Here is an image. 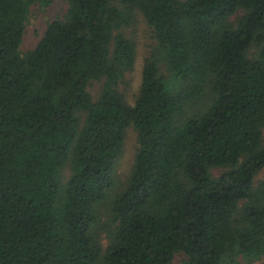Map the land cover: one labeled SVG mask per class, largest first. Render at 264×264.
Segmentation results:
<instances>
[{
	"label": "trees",
	"instance_id": "obj_1",
	"mask_svg": "<svg viewBox=\"0 0 264 264\" xmlns=\"http://www.w3.org/2000/svg\"><path fill=\"white\" fill-rule=\"evenodd\" d=\"M52 2L0 0V264H264V0H67L23 54Z\"/></svg>",
	"mask_w": 264,
	"mask_h": 264
},
{
	"label": "rangeland",
	"instance_id": "obj_2",
	"mask_svg": "<svg viewBox=\"0 0 264 264\" xmlns=\"http://www.w3.org/2000/svg\"><path fill=\"white\" fill-rule=\"evenodd\" d=\"M67 8V0H53L47 7L38 4L33 5L30 9L29 20L21 45V52L24 54L36 48L44 37L48 25L55 20L63 18ZM123 33L137 44L135 68L133 72L126 77L124 84L121 86L128 102L134 104L142 83L145 60L156 50L157 41L152 28L147 24L145 17L140 12L136 13L135 22L131 26L125 28ZM252 52H255V50H252ZM161 66L163 67L165 76L169 77L166 67H164L163 64ZM101 89L102 83L100 82H93L89 88L94 96L98 94ZM137 150L138 132L135 128H130L126 132L123 153L117 163L116 176L118 178V184L124 183L131 174ZM257 180H264V171L259 174ZM182 259L183 257L179 256L176 260L177 264Z\"/></svg>",
	"mask_w": 264,
	"mask_h": 264
}]
</instances>
